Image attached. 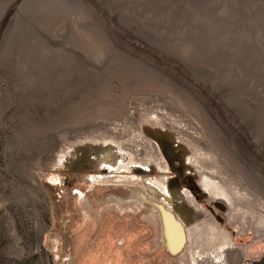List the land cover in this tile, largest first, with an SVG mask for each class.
<instances>
[{
    "label": "rangeland",
    "instance_id": "374dc122",
    "mask_svg": "<svg viewBox=\"0 0 264 264\" xmlns=\"http://www.w3.org/2000/svg\"><path fill=\"white\" fill-rule=\"evenodd\" d=\"M0 264H264V0H0Z\"/></svg>",
    "mask_w": 264,
    "mask_h": 264
},
{
    "label": "bare ground",
    "instance_id": "6f19581e",
    "mask_svg": "<svg viewBox=\"0 0 264 264\" xmlns=\"http://www.w3.org/2000/svg\"><path fill=\"white\" fill-rule=\"evenodd\" d=\"M119 199L120 201H122V198H119ZM129 200L137 201L141 205H144L145 203L151 204L152 208L158 210L161 216L162 228L165 230V233H167V238L168 239L170 238L171 246L169 247L171 248L173 247L174 244H176V248H177L179 247L180 244H182L184 240V235L186 234H183L184 232L182 231V228L180 227V225L178 226L174 224L172 216L162 207V205L148 200L139 188L132 189ZM175 249H172V250L174 251Z\"/></svg>",
    "mask_w": 264,
    "mask_h": 264
},
{
    "label": "flooded vegetation",
    "instance_id": "af4514ba",
    "mask_svg": "<svg viewBox=\"0 0 264 264\" xmlns=\"http://www.w3.org/2000/svg\"><path fill=\"white\" fill-rule=\"evenodd\" d=\"M168 197H169V195H167ZM158 204V203H157ZM160 205H162V204H160ZM162 207L172 216V218H173V222H174V224L175 225H180V227L182 228V231L184 232L183 234H186V232H185V223H186V219H185V217L186 216H182L179 212L177 213L178 215H179V217H181V219L183 218V222H181V221H178L176 218H175V215L173 214V213H171L169 210H167L165 207H164V205H162ZM154 209V208H153ZM176 211V210H175ZM172 225V224H171ZM176 229V228H175ZM174 229V230H175ZM162 238H163V241H164V244L168 247V249L169 250H171V252H173V253H177L178 251H180L183 247H184V245L186 244V242H187V235H184V240H183V242H182V244H180L179 245V247H177L176 248V244H174L173 245V247H169V246H171L170 245V238L168 239L167 238V233H165V230L162 228ZM168 239V240H167ZM176 248V249H175ZM172 249H175L174 251L172 250Z\"/></svg>",
    "mask_w": 264,
    "mask_h": 264
}]
</instances>
